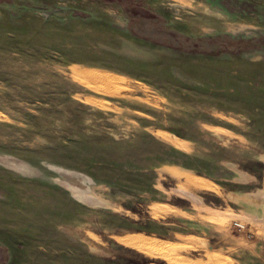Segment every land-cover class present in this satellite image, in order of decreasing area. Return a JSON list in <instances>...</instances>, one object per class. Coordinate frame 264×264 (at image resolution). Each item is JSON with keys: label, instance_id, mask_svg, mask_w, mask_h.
Here are the masks:
<instances>
[{"label": "rangeland", "instance_id": "1", "mask_svg": "<svg viewBox=\"0 0 264 264\" xmlns=\"http://www.w3.org/2000/svg\"><path fill=\"white\" fill-rule=\"evenodd\" d=\"M0 264H264V0H0Z\"/></svg>", "mask_w": 264, "mask_h": 264}, {"label": "bare ground", "instance_id": "2", "mask_svg": "<svg viewBox=\"0 0 264 264\" xmlns=\"http://www.w3.org/2000/svg\"><path fill=\"white\" fill-rule=\"evenodd\" d=\"M100 76H98V78H99ZM103 78V77H102ZM140 239V238H139ZM128 240V239H127ZM157 250V249H156ZM167 253V252H166ZM170 254H171V252H170Z\"/></svg>", "mask_w": 264, "mask_h": 264}]
</instances>
